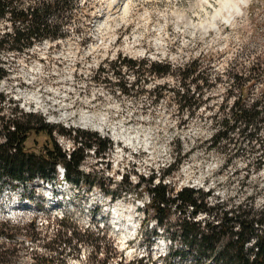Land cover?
<instances>
[{"label":"rangeland","instance_id":"1","mask_svg":"<svg viewBox=\"0 0 264 264\" xmlns=\"http://www.w3.org/2000/svg\"><path fill=\"white\" fill-rule=\"evenodd\" d=\"M194 1L78 0L63 9L70 17L62 38L17 59L3 56L8 76L0 80V116L17 110L55 127L51 135L33 131L25 148L55 155L57 146L69 155L80 145L62 131L95 133L111 146L101 155L81 154L78 171L95 187L60 180L59 164L48 182L35 180L24 190L0 186V264H220L181 238L177 220L190 208L172 207L165 230L146 212L152 198L143 180L151 177L169 196L187 187L207 194L209 207L264 209V122L247 131L256 130V140L243 139L240 127L230 132L225 152L210 148L219 120L234 113L232 75L243 77L247 106L261 99L264 113V0H248L237 17L217 21L211 31L200 24L219 0L204 11ZM4 27L9 22L2 20L0 34ZM131 62L139 67L135 75ZM184 76L197 77L196 85L184 87ZM176 92L193 95L195 105L185 107ZM169 165L174 169L162 181ZM19 198L29 214L4 215ZM213 218L201 213L196 220L208 226L219 222Z\"/></svg>","mask_w":264,"mask_h":264},{"label":"trees","instance_id":"2","mask_svg":"<svg viewBox=\"0 0 264 264\" xmlns=\"http://www.w3.org/2000/svg\"><path fill=\"white\" fill-rule=\"evenodd\" d=\"M77 3L78 0H36L32 2L0 0V23L2 20L9 22V27H4V31L0 34V80L8 76L4 69L8 63L4 61L3 56L12 54L17 59L36 44L39 45L45 40L54 41L62 38L64 32L62 27L64 23L66 24L64 21L70 17V13L63 9L70 8ZM9 64L13 65L14 62ZM133 65L135 64L131 62L129 71H131L130 74L135 75L139 67L137 66L134 70ZM259 65L261 64H254L251 69L256 71L255 67ZM113 72L114 69L112 74ZM186 79L184 76L183 80L189 83H183V86L188 89L191 85L195 86L198 81L197 77H191V81ZM232 84H234V90L238 91L237 98L231 105L234 113L229 118L219 120L218 128L210 141V148L220 149L221 152H225V146L230 143L228 138L230 132L242 127L238 130L240 136H243V139L252 140L255 139L257 132L254 130L248 133V129L257 128L264 122V113L260 116L262 113L261 99L254 101L250 106H247L246 101L242 99V96L246 97V92L242 90V75H232ZM187 93L176 92V98H179L180 102L183 101L184 105L188 101V106H194V96H189ZM2 101L4 97L0 94V103ZM0 124V134L5 139L4 143H0V186H6L11 190H24L27 184L35 180L48 182L51 175L56 177L55 166L58 164L64 168L65 180L74 187L96 186L95 181H90V175L78 171L83 160L81 154L87 150H92L96 156L104 154L111 146L108 140L100 139L95 133L62 131L61 134L69 137L73 133V143L80 145L66 159L67 154L61 152L57 146H55V155L47 148L36 152L23 146V142L33 131H47L48 135L54 131L55 127L45 123L41 117L13 110L10 118L5 119L4 116H0ZM228 140L229 142H226ZM173 169L174 165H169L161 180ZM152 180L153 177L143 180L147 184L145 190L152 198V202L145 205V210L146 212L153 211L155 222L160 228L165 230V222L170 216L172 207L179 210L190 208L193 211L189 216L183 213V217L177 220L180 236L183 241L187 242L189 250L205 256L213 254L216 262L220 261V264H264V209L252 212L236 207L232 212H228L224 205L207 206L204 202L207 194H203L200 190L186 187L169 196L170 192L166 185L161 182L152 185ZM124 183H128L126 178L120 182V184ZM139 185L140 183L137 184L138 187ZM114 200L115 197L111 196V201ZM201 213L214 215L213 219L219 222L217 224L211 222L208 226L202 225L196 220L198 214ZM62 244L65 246L66 243L62 242ZM216 245L220 246L217 250ZM57 247L61 249V246Z\"/></svg>","mask_w":264,"mask_h":264},{"label":"bare ground","instance_id":"3","mask_svg":"<svg viewBox=\"0 0 264 264\" xmlns=\"http://www.w3.org/2000/svg\"><path fill=\"white\" fill-rule=\"evenodd\" d=\"M248 3V0H219V8L214 11L213 15L210 17L209 21L203 25L200 24L201 29L206 30H216V23L217 21L226 20V23L237 17L242 8ZM194 7H197L201 10H205V8H209L212 6V0H195ZM213 7V6H212ZM207 13V12H206ZM189 19L190 18H186ZM185 19V20H186ZM188 20V21H189Z\"/></svg>","mask_w":264,"mask_h":264}]
</instances>
